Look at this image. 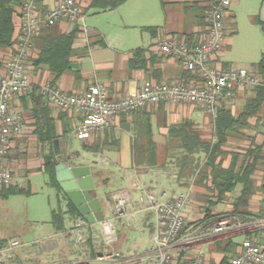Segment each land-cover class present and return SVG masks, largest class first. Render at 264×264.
<instances>
[{
  "label": "crops",
  "instance_id": "obj_1",
  "mask_svg": "<svg viewBox=\"0 0 264 264\" xmlns=\"http://www.w3.org/2000/svg\"><path fill=\"white\" fill-rule=\"evenodd\" d=\"M56 1L42 0V9L54 7ZM79 1L84 5V9L86 8L84 10L86 18L92 0ZM212 1L128 0L126 3L130 2V15L126 23L127 27L144 30V32H146V27L159 28L158 32L152 33L153 37L145 34L144 37L151 44L134 47L129 46L126 39L115 41L113 38L110 45L104 34L97 29H90L86 24L85 31L77 28L78 35L73 44L74 54L71 58L74 66L59 78H56V74L47 66L33 64V58H36L40 51L41 32L36 35L33 39V55L29 68L32 88L26 94L13 97L11 101L12 109L18 111L23 118L21 133L13 139L11 152L0 158V169H5L10 173L13 180L12 185L24 188L26 194H31L34 176L46 174L43 153L48 151L49 144L40 141L43 122L36 114L37 106L32 96L34 87L41 88L47 82L55 81L64 91L82 93L91 84L100 82L108 86L113 97H123L144 82L180 80L187 72L183 65L177 59L160 54L157 47L167 36L179 39H188L191 36L194 39H200L205 32L206 11ZM18 10L19 7H16L17 12ZM242 11H245L253 19L254 24L260 27L259 21L264 22V0H233L227 23L228 45L226 49L228 50L233 44V35L239 33L238 14ZM14 21L17 30L20 24L17 14L14 16ZM185 21H188L187 27L184 24ZM53 29L59 34H64L75 28L67 22H61ZM138 48L146 50L145 57L149 59L146 69L132 68L130 65L134 50ZM11 52L12 47L0 51V79L6 74L4 62ZM77 74L80 76L79 79H77ZM246 92L254 94V91L239 92L225 102V107L233 110L237 99L244 97ZM44 103L54 121L57 139L54 141L53 149L58 155L59 162H66L68 155L80 154L82 158L79 162L89 165L97 173L95 177L98 185L97 195L101 201L105 218H110L114 214L113 196L120 191H127L130 195L129 212L127 216L116 220L117 241L112 247H108L103 242L99 222L90 223L88 237L84 242H78L72 234V229L79 217H75L69 211V199L65 193L49 185V177L46 174L47 186L56 190L57 206L51 207L49 218L36 220L43 223L38 226V238L29 242L21 241L23 246L12 253L9 264H104L98 262L97 257L111 250L119 251L122 255L115 264H130L131 258H139L142 264H149L154 259L152 247L159 227L155 213L146 208L140 200L144 191L156 195L164 192L166 198L190 192L192 202L185 211V216L190 224H197L198 229L213 226L224 216H232L234 202L241 194L243 184L238 183L232 191L218 196V192L213 189L211 169L205 170L203 165L206 154L199 152L194 155L201 164L193 168L192 164L184 165L182 158L186 152L182 147L181 151H172V146H170L171 125L203 124L196 122L199 119L194 117L198 108L190 105L161 103L139 110L130 117L113 118L103 134L93 135L88 140H80L74 132L76 123L81 118L80 113L61 111L49 103L46 98ZM260 118L259 122L257 119L251 120L252 126L247 129L249 133L241 130L242 135L239 139L234 142L228 141L223 147L228 152V155L223 158V167L228 168L231 165L234 159L233 154L236 153L239 158L235 171H238L247 152L255 145L263 146V160H259L251 175L255 190L247 208L250 215L247 218L234 217L252 225L218 240L201 242L191 247L184 252L185 259H191L198 251H202L205 264H231L233 258L241 250L244 241L249 239L251 232L262 233L264 240V228L259 227L264 226V211H261L264 203V111ZM205 125L203 124L201 128L205 129ZM238 133L233 132L230 135H238ZM76 138L80 142V147L75 145ZM83 145H87L89 149L84 150ZM138 151L141 156L139 162L138 159L136 161ZM62 152L66 153L62 154ZM145 155H154L155 164L147 165ZM170 157H175L172 159L177 162L170 164ZM221 160V157H218L217 162ZM12 196L0 201L8 200ZM54 212L62 213L63 222L52 221ZM60 225L63 226L62 229L58 227ZM253 225L259 229L257 231L251 229ZM135 230L137 238L131 243V232ZM257 236L262 242L260 235ZM6 241L8 239H3L0 243ZM205 247H208V250H205ZM122 249L129 251L124 254Z\"/></svg>",
  "mask_w": 264,
  "mask_h": 264
},
{
  "label": "built area",
  "instance_id": "obj_2",
  "mask_svg": "<svg viewBox=\"0 0 264 264\" xmlns=\"http://www.w3.org/2000/svg\"><path fill=\"white\" fill-rule=\"evenodd\" d=\"M42 0H23L18 10L20 24L15 31L12 52L4 62L6 74L0 79V158L7 156L13 139L21 133L22 115L12 109L13 97L28 93L32 88L29 76L33 39L44 28L67 22L73 28L85 31L84 5L79 0H57L56 5L42 9ZM233 0H213L206 11L205 32L192 43L174 36L165 37L158 45L160 54L177 59L186 71L192 73L189 81L144 82L123 97H113L107 85L95 82L85 92L70 93L54 82L41 87L45 98L61 111H77L81 118L74 128L80 140L103 134L116 117H130L133 113L161 103L190 105L208 111L215 119L222 105L237 93L253 91L264 86V76L253 68L238 67L222 60L228 45L227 23ZM13 183L10 173L0 169V186ZM114 214L99 222L105 245L112 247L117 241L116 220L128 215L130 195L120 191L113 196ZM146 208L157 218L159 230L155 236L149 264H179L181 253L201 242L214 241L246 229L251 223L234 217H222L213 226L198 229L185 216L190 207V192L166 198V193L156 195L144 191L140 198ZM90 223L79 217L72 229L78 242L89 235ZM19 239L0 243V264H9L14 251L22 247ZM119 251H107L97 257L104 264H115L121 258ZM186 258V257H185ZM186 264H205L202 251L186 259ZM130 264H142L131 258ZM231 264H264V244L257 236L244 241Z\"/></svg>",
  "mask_w": 264,
  "mask_h": 264
},
{
  "label": "trees",
  "instance_id": "obj_3",
  "mask_svg": "<svg viewBox=\"0 0 264 264\" xmlns=\"http://www.w3.org/2000/svg\"><path fill=\"white\" fill-rule=\"evenodd\" d=\"M22 1L23 0H0V51L10 48L14 44L16 31L14 16L18 13L16 7H19ZM127 1L128 0H92L89 9H95L97 11L114 10ZM259 23L264 34V22L259 21ZM53 28L54 26H51L41 31V37L39 39L40 51L38 56L33 58L32 62L36 66H47L50 71L56 74V78H59L64 72L71 69V58L74 54L73 44L78 35V29L76 28L69 33L59 34ZM158 29V27L145 28V30L152 33L158 32ZM186 40L192 43L199 39H194L190 36ZM145 52L146 50L143 48L134 50V57L130 61L132 68L146 69L149 59L145 57ZM252 67L264 76V51L259 62L253 64ZM79 77V74H77V79H79ZM192 77V73L187 71L180 80L189 81ZM53 82L55 83V81ZM253 91L254 95L247 99L243 111L238 115H235L232 109L225 107V103L222 105L218 116L214 119L215 140L207 141L202 139L199 134L192 132L190 129L191 125L189 124L180 126L172 125L169 130L170 135L180 138V145L186 152V155L182 158L185 166L192 164L191 166H193V168H197L201 163L196 159H191V157L199 152H204L206 154V160L203 165L205 166V170L211 169L210 173L213 189L218 192V196H223L225 193L232 191L238 183L243 184L241 194L234 202L231 217L247 218L248 215H250L247 208L255 190V183L251 175L254 173L259 160H263V146L255 145V147L250 149L247 155H245L238 171H235L237 159L239 158V155L236 153L233 154V158L236 159H233L228 168H224L222 165L223 158L228 155V152L224 150L223 147L227 144L230 134L233 132H240L243 128H250L252 126V119H257V122L261 119L260 117L264 111V86H260ZM32 96L37 106L36 114L43 122L40 141L49 144L48 151L43 153L44 171L49 177V185L56 188L59 192H62V188L56 178V166L59 160L55 159L56 153L53 149L54 141L57 139L54 121L49 115V109L44 105L45 96L42 94L41 88L34 87L32 89ZM83 149L87 151L89 147L83 145ZM151 152L154 153V151ZM139 154L138 151V156L136 157V161L138 159V162L139 158H141ZM144 157H146L147 165L152 166L155 164L154 155H145ZM218 157L222 159L219 162H217ZM250 158H252V161H250ZM200 172L202 171L200 170ZM26 193L24 188L12 184L9 186H0V200L6 199L12 195ZM68 205L69 211L72 212L75 217L81 216L77 208L70 201ZM52 221L55 223L57 221L63 222L62 213L54 212ZM191 225L197 226L195 223ZM58 227L60 229L63 228L62 225ZM249 236V238H252L257 235L255 232H251ZM178 262L179 264H186L187 260L185 259L184 252L181 253Z\"/></svg>",
  "mask_w": 264,
  "mask_h": 264
},
{
  "label": "rangeland",
  "instance_id": "obj_4",
  "mask_svg": "<svg viewBox=\"0 0 264 264\" xmlns=\"http://www.w3.org/2000/svg\"><path fill=\"white\" fill-rule=\"evenodd\" d=\"M129 4L130 2L124 4L120 8L108 11L89 9L87 11L86 24L90 29H97L104 34L110 45L112 44L111 40H113V38H115V41L116 39L123 38L128 41L129 46L137 47L143 44L149 46L151 43H148V39L146 40L144 36L146 34L148 37H153L152 32L147 30L144 32V30L141 31L140 29L126 26L130 15ZM184 24H188V21H185ZM238 28L239 33L233 35L234 41L232 46L229 50L226 49L221 57L223 61L229 62L231 65L250 68L261 59L264 51V34L261 28L254 24L253 19H251L245 11L238 14ZM244 94L246 95L237 99L235 103V107L232 110L235 115L243 111L247 99L254 95L251 92H246ZM196 110L197 112L194 114V117L199 119L196 122L206 124L205 129L201 128L203 124L191 126L190 129L193 133L199 134L200 136L203 135L201 138L204 140H215L213 116L208 111L201 109ZM173 125L180 126L183 124ZM247 129L244 130L243 128L242 130L249 133L250 131ZM241 135L240 132L238 135L232 134L229 136L228 141L234 142V140L239 139ZM171 137L172 141L170 146H172V151H181L180 138L177 136ZM75 145L76 147H80L78 138L75 139ZM170 158V164L177 162L173 160L175 157ZM191 159L197 158L192 156ZM198 161L200 162V160ZM32 180L33 192L31 194H18L12 196L8 200L0 201V240L16 238L23 242L35 240L38 238L39 234L38 226L43 225L42 221L37 222L36 220L49 218L51 207L57 206L56 190L47 186V175L38 174L35 175ZM220 208L223 209L222 206H220ZM261 209V211H264V203ZM251 227V229H255L256 231L259 227L260 229L264 228L262 225L259 227L253 225ZM261 234L262 233H257L256 235H260V240H262L264 244ZM136 238L137 231L135 230V232H131V243H133ZM205 250H208V247H205ZM122 251L124 254H127L129 250L122 249Z\"/></svg>",
  "mask_w": 264,
  "mask_h": 264
},
{
  "label": "water",
  "instance_id": "obj_5",
  "mask_svg": "<svg viewBox=\"0 0 264 264\" xmlns=\"http://www.w3.org/2000/svg\"><path fill=\"white\" fill-rule=\"evenodd\" d=\"M74 65L71 63L70 67ZM66 152H62L65 154ZM80 154L68 155L66 162L56 166V178L63 193L77 208L79 214L89 223H97L105 218L102 204L97 195L98 185L95 173L89 165L82 163ZM58 160V155L55 157Z\"/></svg>",
  "mask_w": 264,
  "mask_h": 264
}]
</instances>
